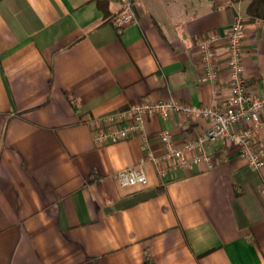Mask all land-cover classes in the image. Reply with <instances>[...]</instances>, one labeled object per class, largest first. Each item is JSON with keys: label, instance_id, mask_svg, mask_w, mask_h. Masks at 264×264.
<instances>
[{"label": "crops", "instance_id": "0c3cea01", "mask_svg": "<svg viewBox=\"0 0 264 264\" xmlns=\"http://www.w3.org/2000/svg\"><path fill=\"white\" fill-rule=\"evenodd\" d=\"M131 2L138 22L116 26L119 0H0V264H142L145 253L153 264H264V166L253 172L219 140L204 147L210 165L163 179L147 161L146 184L121 186L117 171L139 162L140 140L96 146L85 121L144 99L220 106L226 35L246 0ZM210 32L215 84L197 51ZM242 51L247 84L264 95L260 20L247 18ZM209 125L178 112L145 119L155 154L158 131L179 145Z\"/></svg>", "mask_w": 264, "mask_h": 264}, {"label": "built area", "instance_id": "2783aa9c", "mask_svg": "<svg viewBox=\"0 0 264 264\" xmlns=\"http://www.w3.org/2000/svg\"><path fill=\"white\" fill-rule=\"evenodd\" d=\"M229 2V0H227ZM120 8L113 18L116 26L136 24L137 17L131 0H119ZM261 21L263 18H254ZM262 19V20H261ZM247 17L236 12L231 21L227 38V67L229 71V96L220 106L194 105L175 100H141L130 103L126 108L106 112L100 115H88L86 123L90 126L92 141L96 146L115 143L130 137H137L143 148V155L133 166L119 169L116 174L121 186L144 185L147 183L143 163L152 162L161 178H171L176 169H190L194 164L206 162L210 165V155L204 147L210 143L225 140L234 144L237 155L250 170L260 173L264 166V141L259 137L264 127L261 112L264 110V95L255 94L247 84L244 67L242 40ZM216 32L202 36L197 42V51L204 67V79L216 83L218 68L216 64ZM178 112L190 117L206 118L210 125L198 137L175 144L168 129L157 133V139L163 146L160 154H155L150 146L145 130V119L159 115L166 118ZM245 123V126L242 125ZM202 149L201 152H198ZM192 153V155H189ZM258 197L264 200V183L257 187Z\"/></svg>", "mask_w": 264, "mask_h": 264}, {"label": "trees", "instance_id": "16d2710c", "mask_svg": "<svg viewBox=\"0 0 264 264\" xmlns=\"http://www.w3.org/2000/svg\"><path fill=\"white\" fill-rule=\"evenodd\" d=\"M233 1H237V0H233ZM97 2L101 4V0H97ZM132 8H133L134 13L136 14L137 10L136 8H134L133 4H132ZM244 11L250 17L249 19L251 20L256 17L264 18V0H248ZM161 190L162 188L158 187L154 190H148V191L137 193L135 197H133V199L128 202V204H132L138 200H143L148 197L154 196L155 194L160 193ZM123 204H125V202H123ZM142 264H153L152 259L149 257L147 253L144 254V261Z\"/></svg>", "mask_w": 264, "mask_h": 264}, {"label": "rangeland", "instance_id": "374dc122", "mask_svg": "<svg viewBox=\"0 0 264 264\" xmlns=\"http://www.w3.org/2000/svg\"><path fill=\"white\" fill-rule=\"evenodd\" d=\"M238 1H239V0H237V1L229 0V2H227V3L233 5V3L238 2ZM247 2H248V0H246V4H247ZM245 6H246V5H245ZM239 12H241L240 14L246 16L247 18H250V17L245 13V11H244V13H243L242 11L239 10ZM256 18H258V17H256Z\"/></svg>", "mask_w": 264, "mask_h": 264}]
</instances>
